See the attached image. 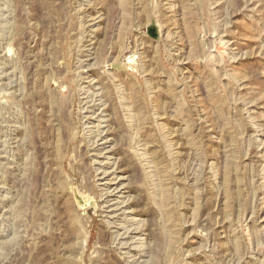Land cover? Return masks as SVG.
Here are the masks:
<instances>
[{"label": "rangeland", "instance_id": "374dc122", "mask_svg": "<svg viewBox=\"0 0 264 264\" xmlns=\"http://www.w3.org/2000/svg\"><path fill=\"white\" fill-rule=\"evenodd\" d=\"M0 264H264V0H0Z\"/></svg>", "mask_w": 264, "mask_h": 264}]
</instances>
